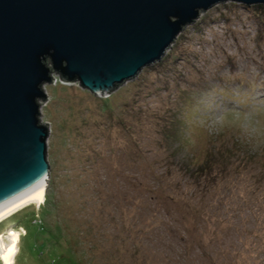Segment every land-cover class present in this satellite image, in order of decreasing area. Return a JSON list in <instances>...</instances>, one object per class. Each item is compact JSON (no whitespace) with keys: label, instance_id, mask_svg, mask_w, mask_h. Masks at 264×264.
Returning <instances> with one entry per match:
<instances>
[{"label":"rangeland","instance_id":"obj_1","mask_svg":"<svg viewBox=\"0 0 264 264\" xmlns=\"http://www.w3.org/2000/svg\"><path fill=\"white\" fill-rule=\"evenodd\" d=\"M53 77L13 264H264V5L200 12L107 94Z\"/></svg>","mask_w":264,"mask_h":264},{"label":"water","instance_id":"obj_2","mask_svg":"<svg viewBox=\"0 0 264 264\" xmlns=\"http://www.w3.org/2000/svg\"><path fill=\"white\" fill-rule=\"evenodd\" d=\"M264 0H0V213L48 181L37 101L52 74L107 94L162 59L199 13Z\"/></svg>","mask_w":264,"mask_h":264},{"label":"bare ground","instance_id":"obj_3","mask_svg":"<svg viewBox=\"0 0 264 264\" xmlns=\"http://www.w3.org/2000/svg\"><path fill=\"white\" fill-rule=\"evenodd\" d=\"M45 188L46 187L44 184V190ZM43 200H44V193H42L37 197L27 198L23 200L22 202L10 208L8 211L0 213V222H2L4 219L9 218L11 215L16 213L18 210H21L23 207L31 203L40 204L43 202ZM7 230H8V234L6 237L9 238V240L6 243H4L3 238H0V261L2 264H4L5 259H7L11 262V264H13L16 252L18 251L20 234L18 233L19 230L17 231L14 228H9ZM10 247L13 249L11 253L8 251Z\"/></svg>","mask_w":264,"mask_h":264},{"label":"built area","instance_id":"obj_4","mask_svg":"<svg viewBox=\"0 0 264 264\" xmlns=\"http://www.w3.org/2000/svg\"><path fill=\"white\" fill-rule=\"evenodd\" d=\"M52 79H53V81H52V83H54V81H55V78L53 77V74H52ZM61 82H63L62 80H61ZM63 83H66V82H63ZM44 86H45V84L42 86V91H44ZM45 92V91H44ZM43 99L44 98H41V99H39L38 101H37V103H38V106H39V108H41L42 109V107L44 106V102H43ZM40 112V111H39ZM39 121H40V123H42L41 121V113H40V116H39Z\"/></svg>","mask_w":264,"mask_h":264},{"label":"clouds","instance_id":"obj_5","mask_svg":"<svg viewBox=\"0 0 264 264\" xmlns=\"http://www.w3.org/2000/svg\"><path fill=\"white\" fill-rule=\"evenodd\" d=\"M9 249H11V247H10ZM9 249H8V251H9ZM9 252H10V251H9ZM11 252H12V251H11ZM11 252H10V253H11ZM4 264H11V262H10L9 260L5 259Z\"/></svg>","mask_w":264,"mask_h":264},{"label":"snow or ice","instance_id":"obj_6","mask_svg":"<svg viewBox=\"0 0 264 264\" xmlns=\"http://www.w3.org/2000/svg\"><path fill=\"white\" fill-rule=\"evenodd\" d=\"M13 249L11 248V249H9V251L11 252Z\"/></svg>","mask_w":264,"mask_h":264},{"label":"trees","instance_id":"obj_7","mask_svg":"<svg viewBox=\"0 0 264 264\" xmlns=\"http://www.w3.org/2000/svg\"><path fill=\"white\" fill-rule=\"evenodd\" d=\"M261 8H263V7H261ZM22 236V235H21Z\"/></svg>","mask_w":264,"mask_h":264}]
</instances>
